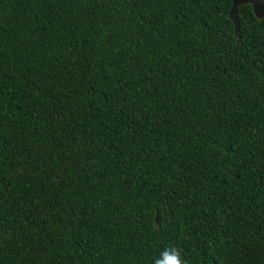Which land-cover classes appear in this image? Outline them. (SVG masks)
Instances as JSON below:
<instances>
[{"label":"trees","instance_id":"trees-1","mask_svg":"<svg viewBox=\"0 0 264 264\" xmlns=\"http://www.w3.org/2000/svg\"><path fill=\"white\" fill-rule=\"evenodd\" d=\"M231 0H0V264H264V19Z\"/></svg>","mask_w":264,"mask_h":264},{"label":"water","instance_id":"water-1","mask_svg":"<svg viewBox=\"0 0 264 264\" xmlns=\"http://www.w3.org/2000/svg\"><path fill=\"white\" fill-rule=\"evenodd\" d=\"M232 7L229 12V17L234 24L235 33L238 32L237 10L240 6L249 5L253 15L257 20L264 19V0H231Z\"/></svg>","mask_w":264,"mask_h":264},{"label":"clouds","instance_id":"clouds-1","mask_svg":"<svg viewBox=\"0 0 264 264\" xmlns=\"http://www.w3.org/2000/svg\"><path fill=\"white\" fill-rule=\"evenodd\" d=\"M152 264H188V260L182 256V250L178 246L169 244L153 260Z\"/></svg>","mask_w":264,"mask_h":264}]
</instances>
